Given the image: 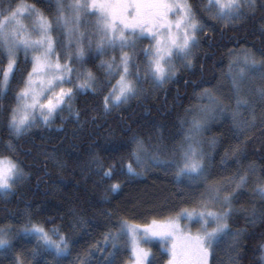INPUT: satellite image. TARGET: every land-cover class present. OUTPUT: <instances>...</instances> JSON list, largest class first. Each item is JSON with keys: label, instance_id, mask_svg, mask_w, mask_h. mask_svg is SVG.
I'll return each mask as SVG.
<instances>
[{"label": "snow or ice", "instance_id": "snow-or-ice-1", "mask_svg": "<svg viewBox=\"0 0 264 264\" xmlns=\"http://www.w3.org/2000/svg\"><path fill=\"white\" fill-rule=\"evenodd\" d=\"M257 12L264 19V0H201L198 8L191 0H47L44 9L23 0L9 4L0 11V126L7 133L0 144L7 153L0 154V195L7 196L30 175L16 158L18 142L33 128L50 127L65 110L79 119L73 103L81 91L101 96L107 114L145 95L144 84L159 88L174 82L181 68L191 69L201 33L214 32L216 25L238 26ZM145 39L147 46L139 47ZM228 56L227 94L217 85L196 92L198 82H191L201 103L185 109L177 136L158 135L154 142L152 137L146 142L133 136L130 151L120 157V169L126 168L130 176L140 175L138 169L146 161L173 168L178 184L187 180L175 195L191 203V209L144 225L119 216L113 223L116 213L107 212L102 239L77 251L70 264H153L152 250L142 244L154 238L167 253L164 264H211L214 249L225 237L230 240L228 264H242L248 228L264 227V164L245 162L248 140L241 139L252 130L264 136V50L259 56L251 50H229ZM96 57L98 63L85 67ZM229 111L236 143L224 147L217 163L222 145L216 137L206 142L203 133L210 121L225 118ZM93 159L103 173L101 180L116 172V164L105 169ZM119 188L113 183L109 190ZM245 195L250 197L248 206L237 207ZM72 215L75 232L87 221ZM240 216L245 226L233 229ZM182 219L198 224L196 232L188 224L182 227ZM21 234L35 241L30 252L14 250L13 240ZM72 251L70 235L58 226L47 229L33 222L30 213L20 230L0 226V255H11L10 264H28L29 257L31 264H48L47 256L63 264ZM259 253L264 261V242Z\"/></svg>", "mask_w": 264, "mask_h": 264}, {"label": "trees", "instance_id": "trees-1", "mask_svg": "<svg viewBox=\"0 0 264 264\" xmlns=\"http://www.w3.org/2000/svg\"><path fill=\"white\" fill-rule=\"evenodd\" d=\"M19 2L21 0H0V11L9 4ZM23 2L35 3L38 8L44 9L47 0ZM191 2L198 8L201 0ZM261 24H264V19L257 12L256 16L249 17L238 26L223 28L216 25L214 32L207 35L201 33V43L194 50L195 59L191 69L181 68L174 82L159 88L144 84L145 95L113 108L107 114L103 112L101 96L81 91L73 103L74 110L80 112L79 119L65 110L55 117L50 127L31 129L18 142L20 152L16 156L30 175L18 182L10 194L0 195V226L10 224L14 230L23 228L27 214L30 213L33 222L42 223L47 229L60 227L73 240L72 256L63 261V264H70L77 251L102 239L101 234L106 231L108 223V217L104 215L107 212L116 213L112 217L113 223L117 216L124 217L130 223H147L153 219L173 216L182 208L191 209V203H183L175 195L184 188L187 180L178 184L173 168L152 165L146 170L138 169L140 175L130 176L126 168L120 169V157H126L130 151L129 140L133 136L146 142L149 137L154 142L158 135L166 139L177 136L180 120L185 117V109L196 102L191 82H198L196 92L214 84L229 61V50L248 48L259 55L264 50ZM145 46L144 43L139 45L141 48ZM98 60L99 57H96L95 61L87 63L85 67L92 68ZM20 67L23 69L24 65ZM19 78L18 71L12 81V89H16ZM186 81L190 83L186 84ZM12 95L10 90L8 100ZM203 137L206 142L216 137L222 145L215 155L218 163L224 147L236 143L231 131V114L212 120ZM6 139L7 133L0 126V144ZM241 139L248 140L245 162L264 164V136L252 130ZM205 147H208L207 143ZM0 154H7L2 146ZM93 158L105 169L110 164H116V172L111 178L101 180L103 173L97 171L98 165ZM113 183L120 185L115 192L109 190ZM249 200L250 197L245 195L236 206L247 207ZM73 212L87 221L75 232L70 227ZM244 226L243 216L232 224L233 229ZM247 231L248 235L242 242L245 245L242 264H264L259 258V245L264 242V227L257 224ZM34 244L32 238L23 234L13 240L15 251L23 249L30 252ZM11 258V255H0V264H10ZM164 258V255L153 258V264H163ZM228 258V249L219 244L214 249L211 264H228ZM46 260L48 264H55L51 256H47ZM28 264H31L30 257ZM40 264H44V261L41 260Z\"/></svg>", "mask_w": 264, "mask_h": 264}, {"label": "rangeland", "instance_id": "rangeland-1", "mask_svg": "<svg viewBox=\"0 0 264 264\" xmlns=\"http://www.w3.org/2000/svg\"><path fill=\"white\" fill-rule=\"evenodd\" d=\"M203 2H206V0H203ZM29 22H30V21H26L25 23H29ZM142 43H144V44L147 46V44H148V40L145 39ZM142 43H141V44H142ZM141 44H140V45H141ZM242 49H245V50H251V49H248V48H242ZM240 50H241V49H238V50H236V51H240ZM251 51H253V50H251ZM253 52H254V51H253ZM256 54H257V53H256ZM22 55H23V54H22ZM111 55H112V53L110 52V56H111ZM117 55H119V52H117ZM110 56H109V57H110ZM257 56H259V55L257 54ZM230 59H231V58L229 57V60H230ZM177 63H178V62H177ZM228 64H229V61H228V63L222 68V70H221V72H220V75H219L217 81H216L214 84H212V85H217V86H219L220 89H221V92L224 93V94H227V93H228V90H229V88H230V82H229L228 80H226V79H225V76H224V73H226L227 70H228ZM212 85H210V86H212ZM210 86H208V87H210ZM152 88H153V87H152ZM205 88H206V87H205ZM200 103H201V102L196 98V102H195V104L193 105V107L199 105ZM204 103H206V101H204ZM259 112H260V109H257V114H258V115H259ZM228 114H231L230 111H229ZM244 116L247 117V113H246V112L244 113ZM218 117H219V116H218ZM210 122H211V121H210ZM210 122H209V123H210ZM150 166H152V164H151L150 162L146 161L145 164L142 166V169L146 170V169H148ZM175 215H176V214H175ZM175 215H173V216H175ZM163 219H164V218H163ZM157 220H162V219H157ZM151 221H152V220H151ZM151 221H149V222H147V223H133V222H131V223H133V224H139V225H144V224H149V223H151ZM185 224H188V226L191 228V230H192L193 233H195L196 230H197V228L199 227V225L196 224L195 222H189V221H187V220L182 219V220H181V226L183 227ZM20 229H22V228H20ZM20 229H18V230H20ZM30 238H31V237H30ZM229 243H230L229 238L225 237V238L222 240V242L220 243V245H221L223 248L228 249V245H229ZM169 244H170V241H169ZM142 246H143V247L150 248V249L152 250L153 258H155V257H157V256H160V255H164V256H165L164 260L167 259V253L164 252V250L162 249L161 244H160V241H159L158 238H154V239H152V240H150V241H148V242H145V243L142 244ZM262 262L264 263V261H262ZM163 264H164V261H163Z\"/></svg>", "mask_w": 264, "mask_h": 264}, {"label": "bare ground", "instance_id": "bare-ground-1", "mask_svg": "<svg viewBox=\"0 0 264 264\" xmlns=\"http://www.w3.org/2000/svg\"><path fill=\"white\" fill-rule=\"evenodd\" d=\"M153 219V218H152ZM77 248V247H76Z\"/></svg>", "mask_w": 264, "mask_h": 264}]
</instances>
